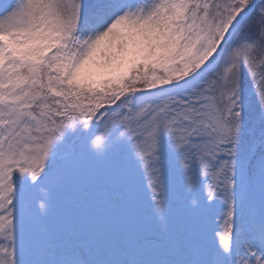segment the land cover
Here are the masks:
<instances>
[{"label": "snow or ice", "instance_id": "snow-or-ice-1", "mask_svg": "<svg viewBox=\"0 0 264 264\" xmlns=\"http://www.w3.org/2000/svg\"><path fill=\"white\" fill-rule=\"evenodd\" d=\"M0 264H264V0H0Z\"/></svg>", "mask_w": 264, "mask_h": 264}]
</instances>
